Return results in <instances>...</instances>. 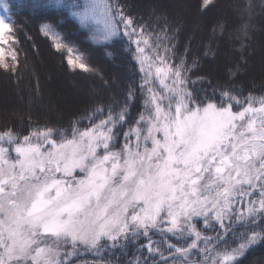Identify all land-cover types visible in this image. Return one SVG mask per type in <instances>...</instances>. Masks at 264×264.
<instances>
[{
  "label": "snow or ice",
  "instance_id": "1",
  "mask_svg": "<svg viewBox=\"0 0 264 264\" xmlns=\"http://www.w3.org/2000/svg\"><path fill=\"white\" fill-rule=\"evenodd\" d=\"M212 5L200 0L198 11ZM25 7L55 10L39 32L70 69L114 94L91 90L63 127L0 130V264H243L264 244V94L235 83L255 52L254 0H236L234 22L212 27L211 39L229 38L237 56L217 85L196 75L212 44L203 56L180 51L183 18L158 7L139 15L130 0H0L6 73L18 71L13 16ZM69 17L110 57L126 39L139 82L117 89L93 69L88 48L64 30Z\"/></svg>",
  "mask_w": 264,
  "mask_h": 264
},
{
  "label": "trees",
  "instance_id": "2",
  "mask_svg": "<svg viewBox=\"0 0 264 264\" xmlns=\"http://www.w3.org/2000/svg\"><path fill=\"white\" fill-rule=\"evenodd\" d=\"M30 4L32 0H24ZM200 0H193L192 9L189 14L183 13V8H175L174 0H130L139 15L147 17L152 7L172 11L177 18H183L184 30L178 41L180 51L187 46L196 56H203L207 45L214 46V54H209L200 61V68L196 75L206 77L211 85L224 84L227 80L229 69L236 62L237 56L232 41L224 39H211L212 27L218 20H227L231 24L235 17L232 5L236 0H213V5L207 11H198ZM258 5L256 8V33L252 47L255 52L250 55L247 69L242 71L239 79L235 81L237 87L244 90L247 95L264 94V69L259 60L264 57V49L259 44L264 42V10L259 4L261 0H254ZM55 14V10L41 9L33 11L30 7L16 10L13 19L16 27L22 31L18 32L19 44L18 59L20 64L16 73H6L0 70V130L11 128L28 134L31 124H57L66 126L83 112L92 102L91 90L97 91L101 96L113 95L112 89L100 87L101 81L91 72L70 69L63 56L56 52L51 37H45L39 32L41 18ZM59 18V17H58ZM196 22H200L195 27ZM64 30L71 29V37L88 48L89 63L91 67L104 75L105 80L111 81L117 89L131 83V78L136 77L139 82V66L134 59V51H130L127 40L116 42L115 51L110 57L106 55L105 49L100 45L86 39L90 34L81 28L78 21L69 17L63 20ZM193 26L196 28L193 29ZM78 29V31H77ZM191 41V42H190ZM91 46V47H89ZM134 45L132 48L134 49ZM111 50V49H110ZM151 54V53H149ZM193 75V79H196ZM62 83L66 86V92L75 94L68 100H63V91L60 89ZM197 87L212 91L208 83ZM10 91L12 103L4 106L1 101L5 91ZM39 93V98L33 100V96ZM81 92V95L78 94ZM142 101H138L134 111H139ZM72 111V112H71ZM209 235L213 234L211 232ZM78 264H86L84 260ZM87 264H92L91 260ZM243 264H264V244L255 246L245 258Z\"/></svg>",
  "mask_w": 264,
  "mask_h": 264
},
{
  "label": "rangeland",
  "instance_id": "3",
  "mask_svg": "<svg viewBox=\"0 0 264 264\" xmlns=\"http://www.w3.org/2000/svg\"><path fill=\"white\" fill-rule=\"evenodd\" d=\"M174 3L177 5V4H182L183 5V7H181V8H183V13L184 14H189V11L192 9V3H193V0H174ZM198 24H200V22H196V20H195V27H197L198 26ZM194 26H193V29L195 30L196 28H195ZM259 47L260 48H263L264 49V42L263 43H261V44H259ZM260 62V64H262L263 66V69H264V57L262 58V60H259ZM60 89L63 91V97H62V99L64 100H68L69 101V99L73 96V98H77L78 96L77 95H73V94H70V93H67L66 92V86L62 83V85L60 86ZM79 96L81 95V92L78 94ZM3 98H1V101L4 103V106H10V104L12 103V96H11V93H10V91H5L4 92V94H3Z\"/></svg>",
  "mask_w": 264,
  "mask_h": 264
},
{
  "label": "bare ground",
  "instance_id": "4",
  "mask_svg": "<svg viewBox=\"0 0 264 264\" xmlns=\"http://www.w3.org/2000/svg\"><path fill=\"white\" fill-rule=\"evenodd\" d=\"M72 112V111H71Z\"/></svg>",
  "mask_w": 264,
  "mask_h": 264
}]
</instances>
